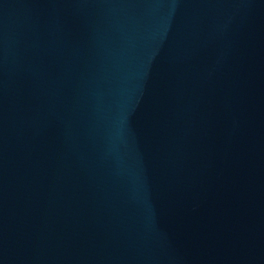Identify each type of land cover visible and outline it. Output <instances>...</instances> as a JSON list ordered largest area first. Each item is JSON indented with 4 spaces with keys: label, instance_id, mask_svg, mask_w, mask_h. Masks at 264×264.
<instances>
[{
    "label": "water",
    "instance_id": "1",
    "mask_svg": "<svg viewBox=\"0 0 264 264\" xmlns=\"http://www.w3.org/2000/svg\"><path fill=\"white\" fill-rule=\"evenodd\" d=\"M0 264H264V0H0Z\"/></svg>",
    "mask_w": 264,
    "mask_h": 264
}]
</instances>
